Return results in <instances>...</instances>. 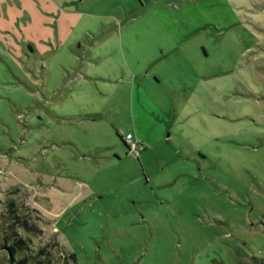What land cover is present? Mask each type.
I'll list each match as a JSON object with an SVG mask.
<instances>
[{
  "label": "rangeland",
  "instance_id": "obj_1",
  "mask_svg": "<svg viewBox=\"0 0 264 264\" xmlns=\"http://www.w3.org/2000/svg\"><path fill=\"white\" fill-rule=\"evenodd\" d=\"M127 1L0 0V214L8 197L33 207L42 231L35 241L62 243L53 215L68 195L54 179L66 172L69 191L100 194L130 165L113 152H127L121 136L131 124V105L112 98L114 87L106 96L99 81L78 75L101 70L83 63L89 32L101 30L105 14L121 13ZM221 2L220 10L197 9L190 18L226 24L256 12L252 0L240 11ZM256 16L264 20V13ZM235 29L209 30L224 55L234 49ZM255 29L249 60L238 62L244 72L227 69L233 85L193 91L182 116L177 103L165 107L174 130L184 132L186 162L175 166L166 142L149 149L144 173L139 165L133 169L155 198L131 199L130 215L100 214L85 235L95 251L81 240L77 264H264V25L256 22ZM95 134L108 146L102 160L82 145ZM70 137L78 150L60 144Z\"/></svg>",
  "mask_w": 264,
  "mask_h": 264
},
{
  "label": "crops",
  "instance_id": "obj_2",
  "mask_svg": "<svg viewBox=\"0 0 264 264\" xmlns=\"http://www.w3.org/2000/svg\"><path fill=\"white\" fill-rule=\"evenodd\" d=\"M229 1L239 6L237 11L246 5V0H225L227 5ZM127 2L121 7V13L111 11V14H105L106 20H100L103 26L101 30L95 28L89 32L92 36L91 46L83 63L88 67L99 64L101 70H88L90 74L83 75L84 78L77 73L85 81H99L105 91L109 87L117 89L111 93L112 98L116 100L121 96L120 99L126 100L123 102L129 103L132 109L131 124L126 133H132L133 137L140 140L143 148L138 155L124 152L122 149L120 153L113 152L118 157L117 161L125 160L130 162V165L120 172L119 177L123 178L122 180H109V187L116 183L115 188L99 190L100 194H96L91 188H88L89 192H85L88 194L83 195L71 189L69 191L66 172L62 177L54 179L57 181L55 185L58 192L68 195L67 202H60L53 215L59 231L58 237L65 247L76 255L80 254L81 240L87 252L95 251L89 242L90 238L87 239L85 235L86 228L95 224L93 221H96L100 214L130 215L136 211L131 199L145 196L151 201L155 198L152 187L142 182L143 159L149 149L160 142H166L170 144L174 154L171 162L177 163L175 166L178 168L186 162L187 155L183 152L185 150L182 143L185 139L184 132L174 130V121L170 120L172 113H168L165 107L177 103L181 107L177 113L182 116L184 106L195 100L193 91L215 90L224 84L233 85V77L231 81L227 78V69L231 67L230 71L240 69L244 72V66L238 62L240 59L241 62L244 61L246 56L249 60L250 56L245 54L254 48V45L249 43V35L256 33V22L258 27L264 25V20L256 16L258 12L264 13V0H252L251 4L256 12L251 10L248 17L246 15V20L236 17L234 21L226 24L208 21L209 19L200 24L196 18H190L191 13L197 9L220 10L221 0ZM237 24L242 27L241 32L237 30ZM232 28H236V33H232L234 49L231 47L230 52L224 55L223 47L217 44L210 31L222 35L223 31ZM110 33L115 36L106 35ZM201 33L203 37L197 39V35ZM260 50L264 53V49ZM118 58L122 61L117 62ZM111 91L107 90L105 95L108 96ZM184 121L185 119L180 120L179 125ZM125 134L121 136L123 142ZM87 138L91 142L87 141L82 145L85 144V147L96 151L95 154L102 160L104 153H108V146L103 144V137L95 134ZM66 139L60 144L76 147L78 150L77 142L72 143L71 137ZM121 155L124 158L121 159ZM79 157L77 155V158ZM106 160L114 162L115 159L110 158L108 154ZM138 165L142 173L133 169ZM127 169H131L130 172Z\"/></svg>",
  "mask_w": 264,
  "mask_h": 264
},
{
  "label": "trees",
  "instance_id": "obj_3",
  "mask_svg": "<svg viewBox=\"0 0 264 264\" xmlns=\"http://www.w3.org/2000/svg\"><path fill=\"white\" fill-rule=\"evenodd\" d=\"M0 214V260L7 264H77L74 251L59 241H35L41 228L33 207L8 197Z\"/></svg>",
  "mask_w": 264,
  "mask_h": 264
},
{
  "label": "built area",
  "instance_id": "obj_4",
  "mask_svg": "<svg viewBox=\"0 0 264 264\" xmlns=\"http://www.w3.org/2000/svg\"><path fill=\"white\" fill-rule=\"evenodd\" d=\"M124 143L128 153L138 155L143 148L140 140L133 137L132 133H126L124 136Z\"/></svg>",
  "mask_w": 264,
  "mask_h": 264
}]
</instances>
